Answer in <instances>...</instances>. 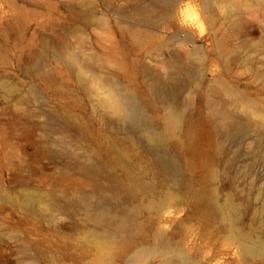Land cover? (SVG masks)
<instances>
[{
    "label": "rangeland",
    "instance_id": "obj_1",
    "mask_svg": "<svg viewBox=\"0 0 264 264\" xmlns=\"http://www.w3.org/2000/svg\"><path fill=\"white\" fill-rule=\"evenodd\" d=\"M128 167L152 187L122 189ZM159 235L195 264H264L243 252L264 245V0H0V264H166Z\"/></svg>",
    "mask_w": 264,
    "mask_h": 264
},
{
    "label": "bare ground",
    "instance_id": "obj_2",
    "mask_svg": "<svg viewBox=\"0 0 264 264\" xmlns=\"http://www.w3.org/2000/svg\"><path fill=\"white\" fill-rule=\"evenodd\" d=\"M123 108H124V119L129 127L133 131H139L144 137H146L151 143V149L156 153L157 162L165 170H170L173 174L176 173L177 164L165 150V138L162 133L153 129L146 118L144 117L141 107L136 98L131 95H125L122 98ZM170 119L173 121L176 119V116L172 110H170ZM88 171L96 173V169L93 168L91 163H88L84 166ZM127 175L131 177L130 174H133V181L135 185L125 183L121 180L122 189H130L133 196L136 197L139 195L140 191H146L149 187H152V184L145 181L143 176H137L136 171H132L129 167L126 169ZM99 174V171L96 175ZM105 200L111 202H119V197L112 191H108L104 197ZM97 213L94 214V220L98 223H107L111 224V221H114L113 217L110 214L111 207L103 205V203H97ZM213 210L218 215H221L223 218H226L230 222L234 220V208L231 204L223 205H214ZM114 225H110L109 230L106 231L108 237L111 238H121L126 235L128 232V225L123 221H115ZM162 235H159V239L152 245L146 247L148 252L156 253L162 256V260L166 264H195L191 262L182 252L175 246L167 243ZM246 246L243 248V252L254 255L260 253L264 255V245L256 240H253L250 237L246 239Z\"/></svg>",
    "mask_w": 264,
    "mask_h": 264
}]
</instances>
